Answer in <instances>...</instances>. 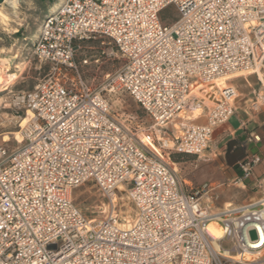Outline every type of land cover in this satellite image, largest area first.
I'll return each mask as SVG.
<instances>
[{
    "label": "built area",
    "instance_id": "built-area-1",
    "mask_svg": "<svg viewBox=\"0 0 264 264\" xmlns=\"http://www.w3.org/2000/svg\"><path fill=\"white\" fill-rule=\"evenodd\" d=\"M96 38L123 59L107 86L139 104L149 133L122 123L82 78L81 42ZM29 51L47 72L8 96L16 114L30 115L22 144L0 159V264H264V197L214 209L212 188L185 189L169 161L171 152L203 154L234 115V85L204 83L246 72L264 89V0H60ZM258 161L252 153L236 163L247 177ZM88 182L106 200L93 218L71 197ZM123 198L133 210L126 227ZM244 250L254 251L249 261L232 256Z\"/></svg>",
    "mask_w": 264,
    "mask_h": 264
},
{
    "label": "rangeland",
    "instance_id": "rangeland-1",
    "mask_svg": "<svg viewBox=\"0 0 264 264\" xmlns=\"http://www.w3.org/2000/svg\"><path fill=\"white\" fill-rule=\"evenodd\" d=\"M59 1L17 0L16 8L8 2L0 6V10L9 17L7 24L0 21V61L4 57L8 60L7 64L0 63V159L7 158L23 142L21 130L28 114L26 117H22L21 113L16 114L8 104V96L11 91L31 89L46 74L47 65L36 61L31 56L29 47L42 19ZM174 15L175 7L170 6L161 13V18L170 21ZM14 28L18 31H14ZM83 58H87L88 63L78 65L82 78L108 98L112 112L117 118L144 134L149 133L147 129L151 120L139 104L127 93L112 90L106 84L105 75L115 72L123 64V59L116 53L115 47L100 38L81 42L76 61L79 62ZM21 71V75L14 80L3 79L7 73L18 74ZM244 76L250 85L245 82ZM228 82L234 85L238 93L234 99L235 112L226 123L219 126L229 125L233 129L243 122L242 129L218 138L219 134L215 131L219 127L217 126L210 147L203 154L195 156L171 152L169 156V161L175 164L173 166L185 189L195 191L202 184L212 188L208 195L214 209L221 208L225 203L241 205L264 197V89L255 76L247 75L246 72L230 78ZM187 118L189 119L188 116ZM197 121L201 122L203 118L200 117ZM254 135H258L259 140L256 141ZM154 140L156 143L153 146L159 152L155 136ZM236 150L241 151L238 155L240 157L252 153L259 156V161L252 167L251 175L244 177L238 164L231 163ZM172 154L176 156V161L171 159ZM71 197L74 204L88 218L99 216V205L106 201L91 182L76 188ZM119 204L122 217H133L131 205L125 198L121 199ZM251 237H254V232Z\"/></svg>",
    "mask_w": 264,
    "mask_h": 264
},
{
    "label": "bare ground",
    "instance_id": "bare-ground-1",
    "mask_svg": "<svg viewBox=\"0 0 264 264\" xmlns=\"http://www.w3.org/2000/svg\"><path fill=\"white\" fill-rule=\"evenodd\" d=\"M6 2H8V3H10L11 4V6L13 7V8H16V6H17V0H3V2L0 4V6H2L4 3H6ZM54 9V8H53ZM8 15H7V13H5V12H3L2 10H0V21L3 23V24H7V21H8ZM13 29V28H12ZM14 31H15V28H14ZM1 59V58H0ZM0 63H3V64H7L8 63V60L6 59V57H4V59H2L1 61H0ZM2 70V69H1ZM1 70H0V72H1ZM22 70V69H21ZM21 73H22V71L20 72V73H15V72H10V73H7V75H6V77L4 78V76H3V79H6V80H14V79H16V78H18V76H20L21 75ZM243 73H241V72H233V73H230V74H227V75H224V76H221V77H219V78H214L213 80H211V81H208V82H206V83H204L206 86L208 85H211V84H216L218 87H221V86H227L228 84H229V82H228V80L230 79V78H234V77H236V76H240V75H242ZM1 82V81H0ZM4 82H5V80H4ZM7 82V81H6ZM235 95H238V93H235ZM2 100V98L0 97V101ZM197 114H198V112H197V110L196 109H193V111H189V110H185V113H184V115H186V116H188L189 117V119H191V118H196L197 117ZM29 115H30V112H28V117H29ZM28 120V119H27ZM27 120H26V122H27ZM26 122L24 123V125H23V127L25 126V124H26ZM23 127H22V129H23ZM21 135H22V130H21ZM142 137V141L147 145V146H149L150 148H152L153 150H155V151H157V149L154 147L155 145H154V143L151 141V140H149V138L147 137V136H141ZM154 145V146H153ZM171 161V160H170ZM174 167V166H173ZM122 189V188H121ZM123 218V221H122V223L124 224V225H120V226H124V227H126V226H128L129 225V223L131 222V217L128 215V216H124V217H122ZM208 229L210 230V232H211V234L215 237V238H219V237H221V229H220V227H219V225L218 224H216V223H214V222H212L210 225H209V227H208ZM263 246H264V240H263ZM252 254H254V251H249V250H244L243 252H241V254L238 256L237 254H234V255H232L234 258H236V259H239V260H242V261H249L253 256H252ZM256 256V255H255Z\"/></svg>",
    "mask_w": 264,
    "mask_h": 264
},
{
    "label": "crops",
    "instance_id": "crops-1",
    "mask_svg": "<svg viewBox=\"0 0 264 264\" xmlns=\"http://www.w3.org/2000/svg\"><path fill=\"white\" fill-rule=\"evenodd\" d=\"M58 4V3H57ZM250 85V84H249ZM244 123L241 122L240 124H237L236 127H233V129L230 128L229 125H225V126H219L215 129L216 133L219 134V137L218 138H221L223 135H225L226 133H233V131H240L242 129V125ZM255 136V135H254ZM253 136V137H254ZM258 136V135H257ZM258 200V199H256Z\"/></svg>",
    "mask_w": 264,
    "mask_h": 264
},
{
    "label": "water",
    "instance_id": "water-1",
    "mask_svg": "<svg viewBox=\"0 0 264 264\" xmlns=\"http://www.w3.org/2000/svg\"><path fill=\"white\" fill-rule=\"evenodd\" d=\"M3 2V0H0V4ZM240 150H236L234 153H233V160L231 161V163H234L236 162L237 160H239L241 157L238 156L240 154Z\"/></svg>",
    "mask_w": 264,
    "mask_h": 264
},
{
    "label": "trees",
    "instance_id": "trees-1",
    "mask_svg": "<svg viewBox=\"0 0 264 264\" xmlns=\"http://www.w3.org/2000/svg\"><path fill=\"white\" fill-rule=\"evenodd\" d=\"M171 159H172L173 161H176V159H177V158H176V156H175V155H173V154H172V155H171ZM235 169H237V168H235ZM237 173H239V171H238V170H237Z\"/></svg>",
    "mask_w": 264,
    "mask_h": 264
}]
</instances>
